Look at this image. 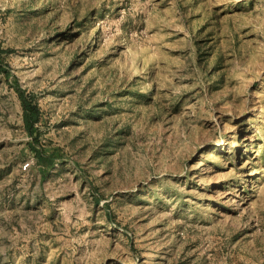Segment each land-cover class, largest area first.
<instances>
[{"label":"rangeland","instance_id":"obj_1","mask_svg":"<svg viewBox=\"0 0 264 264\" xmlns=\"http://www.w3.org/2000/svg\"><path fill=\"white\" fill-rule=\"evenodd\" d=\"M0 44V264H264V0H0Z\"/></svg>","mask_w":264,"mask_h":264},{"label":"trees","instance_id":"obj_2","mask_svg":"<svg viewBox=\"0 0 264 264\" xmlns=\"http://www.w3.org/2000/svg\"><path fill=\"white\" fill-rule=\"evenodd\" d=\"M2 61V48L0 44V70L6 73L7 75H11L7 68H4L1 64ZM19 95L21 96L24 104V119L26 123L27 129L34 135L36 133V123L40 119V111L39 108L33 104L31 101L27 99L26 90L19 84H15ZM34 148V147H33ZM35 155L38 159V162L42 165V169L47 173L51 171L57 161V157L55 154L46 153L43 149L35 148Z\"/></svg>","mask_w":264,"mask_h":264}]
</instances>
